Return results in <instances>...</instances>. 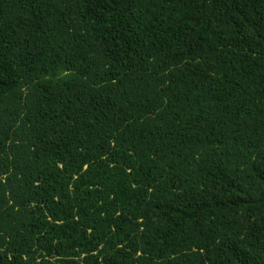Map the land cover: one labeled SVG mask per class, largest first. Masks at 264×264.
<instances>
[{
    "label": "trees",
    "instance_id": "1",
    "mask_svg": "<svg viewBox=\"0 0 264 264\" xmlns=\"http://www.w3.org/2000/svg\"><path fill=\"white\" fill-rule=\"evenodd\" d=\"M0 264H264V0H0Z\"/></svg>",
    "mask_w": 264,
    "mask_h": 264
}]
</instances>
